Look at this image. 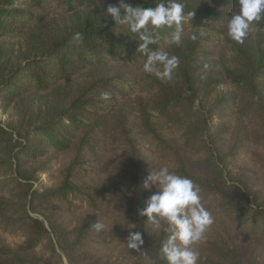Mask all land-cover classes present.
<instances>
[{"label": "trees", "instance_id": "trees-1", "mask_svg": "<svg viewBox=\"0 0 264 264\" xmlns=\"http://www.w3.org/2000/svg\"><path fill=\"white\" fill-rule=\"evenodd\" d=\"M119 2L0 0V108L13 110L0 123V230L23 236L15 246L0 243V264H111L90 249L106 235L125 243L133 264H166L164 223L156 228L138 215L157 191L142 187L153 164L141 150L143 136L155 146L158 168L193 180L213 217L264 235L255 189L264 180V19L238 44L227 33L238 0H181L185 13L194 12L181 44H167L173 27L159 29L150 45L179 58L172 78L162 80L143 71L137 35L103 15ZM125 2L154 7L159 0ZM242 152L257 174L234 165ZM60 156L65 161L47 186L48 167ZM102 178L115 181L119 195L107 196ZM72 199L112 226L97 232L93 220L78 218L70 229L45 210L54 202L73 210ZM129 231L142 233L139 252L126 246ZM200 263L249 264L227 230L202 246Z\"/></svg>", "mask_w": 264, "mask_h": 264}, {"label": "clouds", "instance_id": "clouds-1", "mask_svg": "<svg viewBox=\"0 0 264 264\" xmlns=\"http://www.w3.org/2000/svg\"><path fill=\"white\" fill-rule=\"evenodd\" d=\"M238 4L239 11L227 21V33L233 41L242 44L254 30V23L264 19V0H238ZM103 15L137 35V50L146 57L142 66L145 73L154 74L162 80L172 78L179 66V58L168 51L152 49L150 45L157 43L159 29L173 27L175 30L167 37V44H181L183 22L194 15V12L185 13V4L181 0H159L154 7H133L120 0L118 5H109ZM189 38L195 41L198 35L192 33ZM74 39H80L78 33ZM100 98L108 101L110 94L101 93ZM151 186H155L157 191L138 210V215L146 217L156 228L164 223L163 231L168 235L159 255L166 264H199L200 254L195 245L204 238L214 218L201 201L198 185L163 166L154 168L145 178L142 187L149 190ZM103 228L99 221L92 226L97 232ZM143 244L141 232L129 231L126 237L129 250L139 252Z\"/></svg>", "mask_w": 264, "mask_h": 264}, {"label": "rangeland", "instance_id": "rangeland-1", "mask_svg": "<svg viewBox=\"0 0 264 264\" xmlns=\"http://www.w3.org/2000/svg\"><path fill=\"white\" fill-rule=\"evenodd\" d=\"M3 42V41H2ZM0 41V43H2ZM8 43H15V41H8ZM231 87H224L221 86L219 88V91H229L231 90ZM13 110L11 107H9L6 110H3L0 108V123H6L8 120L12 119ZM229 120V123L231 126L235 123L234 119H227ZM212 121L214 123H220L222 122V119L218 116L213 117ZM224 121V120H223ZM139 143L141 145V150L147 159L151 160L152 167H148L144 169V176H143V182L145 178L148 176L150 171H152L154 168L158 169L160 163L159 159L157 157V154L155 152V146L152 143L151 139L147 136H143L138 138ZM65 158L63 156L58 157L55 161H53L49 167V176L51 181L47 183V186H52L55 184V177L56 173L58 172L60 166L64 163ZM236 167L242 166L246 167L251 171L252 176L257 174L254 166L252 163L249 162V156L248 152H242L238 158L236 159V162L234 163ZM255 177V176H254ZM259 178V176H256ZM41 179L44 181H47V175L44 174L41 176ZM256 180V179H255ZM263 179L256 181L255 183V189H258V187H261L260 194H261V203L264 204V183ZM102 185L106 189V195L107 196H113V195H119L120 186L115 182L111 181L105 178H102ZM155 187V186H151ZM150 187V188H151ZM67 205V204H66ZM64 203L62 202H54L49 207H47L45 210L49 213L56 214L60 221L67 226L68 228H72L78 218H86L89 220H93L94 223L100 222L104 225L103 230L107 231L111 226L112 223L108 221L107 219L103 218L101 215L94 213L90 211L86 204L79 200L72 199V205L73 210H70L67 208ZM68 210V211H67ZM70 211V212H69ZM214 222L213 224L207 229V231L204 234V238L195 245V248L199 251L200 254V261H201V254H202V246L211 238H213L216 235H221L224 233L225 230L228 232V236L235 241L236 243L240 244L246 255L247 260L249 264H264V235H250L247 232L239 231V230H233L229 229L226 226L225 222H222L219 217H213ZM23 240V236L21 233H5L0 230V243H5L9 246H15L19 244ZM96 256L100 257L103 261H108L111 264H133V258L131 256H128L125 253V243L117 238H109L108 235H106V239L102 242L100 241L99 244L94 245L90 248ZM199 261V264H201ZM55 264H66L64 259L58 258L56 260Z\"/></svg>", "mask_w": 264, "mask_h": 264}]
</instances>
